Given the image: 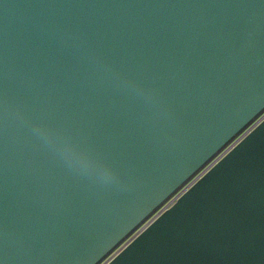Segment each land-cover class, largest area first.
Here are the masks:
<instances>
[{"label": "water", "instance_id": "1", "mask_svg": "<svg viewBox=\"0 0 264 264\" xmlns=\"http://www.w3.org/2000/svg\"><path fill=\"white\" fill-rule=\"evenodd\" d=\"M263 111L264 0H0V264L101 263ZM108 264H264V120Z\"/></svg>", "mask_w": 264, "mask_h": 264}, {"label": "built area", "instance_id": "2", "mask_svg": "<svg viewBox=\"0 0 264 264\" xmlns=\"http://www.w3.org/2000/svg\"><path fill=\"white\" fill-rule=\"evenodd\" d=\"M264 120V111L259 114L248 126H246L234 139L222 148L211 160H209L188 182L173 193L145 222H143L125 241L112 251L99 264H108L119 252L125 249L135 240L148 226L159 216L169 210L197 181H199L211 168H213L223 157L235 148L250 132H252Z\"/></svg>", "mask_w": 264, "mask_h": 264}, {"label": "clouds", "instance_id": "3", "mask_svg": "<svg viewBox=\"0 0 264 264\" xmlns=\"http://www.w3.org/2000/svg\"><path fill=\"white\" fill-rule=\"evenodd\" d=\"M64 155L68 158V160L79 166L82 169H86L88 166V161L86 158L82 157L80 154L76 153L71 146L65 144L62 149Z\"/></svg>", "mask_w": 264, "mask_h": 264}]
</instances>
